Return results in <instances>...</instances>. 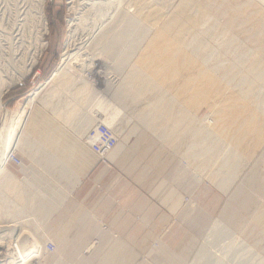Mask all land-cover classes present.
<instances>
[{
	"label": "crops",
	"instance_id": "0c3cea01",
	"mask_svg": "<svg viewBox=\"0 0 264 264\" xmlns=\"http://www.w3.org/2000/svg\"><path fill=\"white\" fill-rule=\"evenodd\" d=\"M19 101L10 99L15 108ZM37 101L31 134L15 151L22 166L10 165L11 181L0 183V225L49 240L55 251L39 264H188L211 224L264 248L263 119H236L231 109L208 128L196 110L171 119L165 105L157 114L151 105L142 123L119 104L125 129L105 166L70 131L98 121L110 128L107 117L91 120L59 88L45 87ZM71 112L74 123L65 119ZM171 218L176 224L151 249Z\"/></svg>",
	"mask_w": 264,
	"mask_h": 264
},
{
	"label": "rangeland",
	"instance_id": "374dc122",
	"mask_svg": "<svg viewBox=\"0 0 264 264\" xmlns=\"http://www.w3.org/2000/svg\"><path fill=\"white\" fill-rule=\"evenodd\" d=\"M88 2L44 0L47 31L43 32L39 0H0V92L11 83L0 99L1 149L9 147L8 151L14 152L18 149L40 92L51 87L46 84L63 65L65 53L76 54L81 47L89 51V56L85 57L82 51L76 54L79 57L73 59L75 69L78 65L83 69L92 55L109 63L112 87L107 94L118 91L109 101L119 110L108 109L105 117L119 121H109L112 130L118 129L119 140L125 129L119 104L132 106L135 120L142 123L154 112L151 105H155V113L166 106L165 118L171 119L180 117L179 110H196L208 128L214 118H228L231 109L236 111V119L264 120L263 0H103L99 11L97 5L87 7ZM93 21L103 32L88 42L87 33L82 34L81 30H89ZM33 53L38 57L28 73V59ZM79 75H67L59 89L73 101L72 107L85 108L91 120L92 116L103 118L105 109L101 112L91 107L100 97L101 87L94 90L98 96L95 93L72 96L82 82ZM99 75L94 79L100 81ZM10 99L20 100L16 108ZM74 115L73 112L67 115L68 123ZM85 129L84 133L70 132L88 150L82 144L89 127ZM261 145L264 150V142ZM260 162L264 174V158ZM5 168L11 171L9 166ZM191 175L200 184H206L194 172ZM183 202L189 208L194 207L189 198ZM176 222V218H171L153 240L151 249L158 248ZM243 246L251 249L247 251ZM201 258L206 264H264L260 261L264 260V248L211 224L198 240L188 264H205Z\"/></svg>",
	"mask_w": 264,
	"mask_h": 264
},
{
	"label": "bare ground",
	"instance_id": "6f19581e",
	"mask_svg": "<svg viewBox=\"0 0 264 264\" xmlns=\"http://www.w3.org/2000/svg\"><path fill=\"white\" fill-rule=\"evenodd\" d=\"M89 2V4H87V7H93V6H95V5H97V10L99 11L100 10V8H101V6H102V3H101V1H103V0H88ZM264 1V0H263ZM43 3H44V0H39V13H38V15H39V20H40V23H41V27H42V30H43V32H45V31H47V27H46V22H45V19H44V17H43ZM117 8V7H116ZM122 15V14H121ZM129 25H131V24H129ZM70 28H74L75 29V27H72V26H70ZM12 29H14V28H12ZM87 29H89V30H85V31H83V30H81L82 31V34L85 32V33H87L86 34V37H88L89 39L87 40L88 42L89 41H93V39H94V37L96 36V35H98V34H100V33H102L103 32V29H101V27L99 28V27H96V25H95V21H93V23L91 24V26L89 27V28H87ZM11 32V31H10ZM73 32V31H72ZM79 32V31H78ZM7 34H9V33H7ZM76 34V33H75ZM82 36H84V35H82ZM104 36V35H103ZM21 38V37H20ZM96 38V37H95ZM100 38H102V36L100 37ZM106 38V37H105ZM18 39V38H17ZM80 39V38H79ZM25 40V39H24ZM83 40V39H82ZM102 40V39H101ZM105 40H107V39H105ZM19 41V40H18ZM78 41V40H77ZM20 42V41H19ZM76 42V41H75ZM79 42H81V40L79 41ZM105 43V42H104ZM88 44V43H87ZM26 45V44H25ZM43 45V44H42ZM102 45V44H101ZM86 46V45H85ZM73 47V46H72ZM21 48V47H20ZM83 47H81L80 49H78L77 50V53L76 54H78L79 52H81L82 51V54L85 56V57H87V56H89V51H87V50H84V48L82 49ZM23 49V48H22ZM91 49V48H90ZM75 51V50H74ZM83 51H85V52H83ZM37 52V51H36ZM38 53V52H37ZM69 53V51H67L65 54H66V58H65V61H64V63H63V65L53 74V76L49 79L50 81L46 84V86L47 85H51V87H53V88H59V86H60V84H61V82L66 78V76L67 75H69V74H71V73H76V74H80L81 75V77L83 78L82 79V82L80 83V84H78V86H76V88L73 90L74 92H73V95L72 96H74V94H79V95H82V96H86L87 94H97L96 96H98V94L99 93H96V92H94V90L95 89H98L99 87H101V93L102 92H104V93H106V95H107V92L111 89V87H112V83H111V78L112 77H110L109 76V74H110V71H109V63L104 59L103 61H101L100 59V56H99V58L100 59H98L97 57H95V56H91L90 58H88L89 60L87 61L86 59V61H87V64L85 65L84 63V65H85V67L83 68V69H80V68H78V66H80V65H78L77 66V69H75V62L73 61V59L75 60V58L76 57H79V56H77L76 54H68ZM39 54V53H38ZM38 54H36V53H33L30 57H29V59H28V64H27V72L29 73V71H30V69L35 65V58H36V56L38 55ZM79 54H81V53H79ZM92 54V53H91ZM90 54V55H91ZM95 54V53H94ZM97 55H100V53H98ZM22 57V56H21ZM38 57V56H37ZM81 58H83V57H81ZM78 59V58H77ZM83 60V59H82ZM80 61V60H79ZM116 61V60H115ZM12 63V62H11ZM77 65V64H76ZM83 65V66H84ZM1 72V71H0ZM100 73V75H99V77H100V81L99 80H97V79H94V77L97 75V74H99ZM79 75V76H80ZM112 75V74H111ZM70 78V77H69ZM114 78V77H113ZM71 79V78H70ZM68 80V79H67ZM67 80H65L66 81V83L68 82ZM113 80V79H112ZM72 81H74V80H72ZM65 83V84H66ZM114 83V82H113ZM64 84V83H63ZM64 84V87L66 86ZM1 85V84H0ZM11 85V83H7L6 84V87L4 88V90H2L1 92H0V99H1V97L3 96V94H5L6 93V91L9 89V86ZM67 87V86H66ZM1 89V88H0ZM63 89V88H62ZM96 91V90H95ZM100 93V94H101ZM37 94V93H36ZM36 94H34V96L36 95ZM115 94H117L118 95V91H116L115 92ZM77 96V95H76ZM103 98V97H102ZM85 99V98H84ZM31 100V99H30ZM73 102V101H72ZM95 103L93 104L94 106H92L91 105V107L92 108H95L96 110H99V111H101V109H105V111H101L102 113H104V117H105V112L106 111H108V109H113V110H119V108L118 107H116L115 105H113V103L112 102H110V101H105L104 100V102L103 101H101V99H100V97L98 98H96V101H94ZM101 113V114H102ZM124 119V118H123ZM116 120L117 119H115V120H113V119H111V118H108V121H115V123H117L116 122ZM118 121V120H117ZM124 121V120H123ZM119 122V121H118ZM120 124V123H119ZM118 125V124H117ZM119 127H120V125H118ZM117 126V127H118ZM7 129H8V127H7ZM7 129H6V132H7ZM116 130V129H115ZM8 133V132H7ZM24 134V133H23ZM29 134H31V130H30V127L28 126V130H27V132L24 134V136L25 135H29ZM5 135H7L6 133H5ZM7 140V139H6ZM2 143V142H1ZM9 144V143H8ZM8 147V146H7ZM12 147V150L14 149V147H13V145L11 146ZM8 149H9V147L8 148H6V147H3L2 149H1V147H0V181H4V180H9V181H11V179H12V177L11 176H8V173H7V171H6V168L4 167V164H5V155L7 154V152H9L8 151ZM17 180V179H16ZM25 224V223H24ZM240 245L242 244V243H239ZM239 245V246H240ZM243 245V244H242ZM245 246H243V248H244ZM244 249H247V251L248 250H250V249H248V247L247 248H244ZM250 252V251H249ZM201 253V252H200ZM202 253H204V252H202ZM206 253H204V257H206V255H205ZM258 255V254H257ZM200 256H202V255H200ZM203 257V256H202ZM208 259V258H207ZM206 259V260H207ZM201 260H203V262H204V258L202 259L201 258ZM200 260V261H201ZM198 261V260H197ZM208 261V260H207ZM260 261L262 262V261H264L263 259H260ZM202 262V261H201ZM205 263V262H204ZM206 264V263H205Z\"/></svg>",
	"mask_w": 264,
	"mask_h": 264
},
{
	"label": "built area",
	"instance_id": "2783aa9c",
	"mask_svg": "<svg viewBox=\"0 0 264 264\" xmlns=\"http://www.w3.org/2000/svg\"><path fill=\"white\" fill-rule=\"evenodd\" d=\"M118 141L117 133L98 121L84 135L82 144L100 164L108 166L107 156L116 148ZM10 165L22 166L14 151L5 155V167ZM54 251L55 247L49 240L40 242L13 224L0 225V264H39Z\"/></svg>",
	"mask_w": 264,
	"mask_h": 264
}]
</instances>
